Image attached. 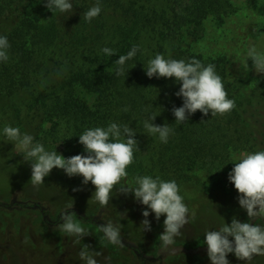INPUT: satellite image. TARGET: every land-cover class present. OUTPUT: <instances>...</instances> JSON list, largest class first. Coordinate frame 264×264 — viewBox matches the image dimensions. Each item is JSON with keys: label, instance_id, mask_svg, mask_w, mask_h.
Instances as JSON below:
<instances>
[{"label": "trees", "instance_id": "trees-1", "mask_svg": "<svg viewBox=\"0 0 264 264\" xmlns=\"http://www.w3.org/2000/svg\"><path fill=\"white\" fill-rule=\"evenodd\" d=\"M70 2L71 12L54 14L46 0H0V36L11 45L9 60L0 62V94L16 101L18 92L26 91L19 102L39 106L42 123H50L44 136L60 141L68 155H87L79 143L87 129L129 125L140 150L134 149L127 170L156 172L180 184L188 171L222 161L250 141L264 146V91L258 97L243 93L244 81L230 78L225 55L197 49L207 21H223L237 11L232 0H99L102 11L90 23L83 14L98 0ZM133 46L139 51L118 76L115 61ZM104 47L115 54H104ZM157 54L214 65L234 109L216 116L198 110L187 122L175 123L172 108L183 105L175 95L181 85L175 77L146 75ZM152 114L155 124L173 129L167 143L143 127Z\"/></svg>", "mask_w": 264, "mask_h": 264}, {"label": "rangeland", "instance_id": "rangeland-1", "mask_svg": "<svg viewBox=\"0 0 264 264\" xmlns=\"http://www.w3.org/2000/svg\"><path fill=\"white\" fill-rule=\"evenodd\" d=\"M232 1L237 11L223 21H207L205 36L197 49L206 55H225L230 78L243 80L242 92L258 97L264 91V73L256 72L247 53L255 48L264 54V0ZM246 62L247 72L243 68ZM26 97V91L18 92L16 101L0 94V264H85L79 257L85 244L91 246V251L102 253L96 257L99 264H211L204 244L206 231L231 224L233 217L249 221L246 210L239 205L240 193L228 176L242 156L264 151V146L259 148L254 141L222 161L188 171L177 184L189 209L190 224L175 239L172 250L162 249L158 239L165 230L166 215L157 221L155 213H151L148 219L152 230L144 232L142 213L151 210L138 203L134 193L119 194L115 190L119 184L107 206L89 202L96 191L91 182L84 185L82 176L69 177L58 168L45 177V184L34 186L30 181L31 162L24 159V151L14 141L8 140L5 126L32 135L33 143L43 144L47 151H57L65 158L71 156L60 141L44 136L50 123H42L38 105L19 102ZM262 131L264 138V128ZM126 171L128 176L121 184L133 188L138 186L137 176L157 177L156 172L135 175ZM77 188L82 190L74 191ZM65 213L73 214L74 222L91 234L76 243V237L61 232L58 226ZM108 222L121 228L123 246L112 245L99 230L100 224ZM252 222L264 226V219ZM228 259L230 264H247L234 253L228 254ZM251 264H264V257H255Z\"/></svg>", "mask_w": 264, "mask_h": 264}, {"label": "clouds", "instance_id": "clouds-1", "mask_svg": "<svg viewBox=\"0 0 264 264\" xmlns=\"http://www.w3.org/2000/svg\"><path fill=\"white\" fill-rule=\"evenodd\" d=\"M45 7L54 14L55 11L66 13L72 11L73 4L70 0H46ZM101 11L102 7L98 0L83 14V19L90 23ZM10 47L8 38L0 36V62L9 60ZM138 51V46H133L126 55L119 56L115 61L119 66L116 72L118 76L125 73L126 62L134 58ZM102 52L110 57L115 54V50L108 47H104ZM247 56L253 60L256 72L264 73V54L252 48ZM243 68L245 72L249 71L247 62ZM214 69V65L205 66L198 59L193 58L185 62L165 59L161 54L149 60L145 67L149 78L175 77L176 82L181 85L175 95L183 98V105L172 108L175 123L179 124L187 122L198 110L204 116H207L209 111L212 116H216L230 113L234 109L235 102L228 98L222 79ZM156 117L157 114L150 115L144 121L143 127L147 133L158 134L160 141L167 143L173 129L168 124L163 126L155 124ZM3 131L8 140L14 141L15 145L24 151V159L31 162L30 181L36 187L45 184V177L49 176L54 168H58L69 177L82 176L84 185L91 182L96 191L89 202L107 206L115 186L119 184L120 188L115 189L119 194L134 193L136 201L151 210V212L144 210L142 213L144 219L141 221V227L144 232L152 230L151 221L148 219L151 213H155L157 221L162 215H166L165 230L158 238L164 250H172L175 239L180 237L183 234L182 229L190 224L189 209L183 202L174 180L164 181L158 176L155 179L151 176H137L135 178L137 187L121 184L128 176L126 169L134 161V149L140 150L139 141L135 139L136 131L129 125L111 122L106 128L85 130L79 136V143L84 146L87 155H75L70 158H65L57 151H47L39 142L33 143L34 137L28 133L22 134L19 128L5 126ZM234 164L228 178L240 193L239 205L246 210L249 221L242 222L233 217L231 224L225 223L219 229L206 231L204 244L207 245V255L211 264H230L228 259L230 253H234L239 260L246 261L247 264H251L257 256L264 257V226L252 222L264 219V151L242 156L239 162ZM62 221L58 226L60 231L76 237V243L91 234L79 223L74 222L73 214L65 213ZM99 230L112 245L123 246L119 226H114L111 222L102 223ZM90 248V245H84L79 252L80 259L85 264H99L96 257L102 256V253L91 251Z\"/></svg>", "mask_w": 264, "mask_h": 264}]
</instances>
